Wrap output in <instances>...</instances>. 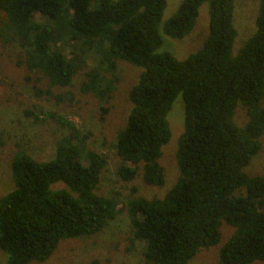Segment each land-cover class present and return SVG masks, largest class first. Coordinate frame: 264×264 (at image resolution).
I'll list each match as a JSON object with an SVG mask.
<instances>
[{
  "label": "trees",
  "instance_id": "1",
  "mask_svg": "<svg viewBox=\"0 0 264 264\" xmlns=\"http://www.w3.org/2000/svg\"><path fill=\"white\" fill-rule=\"evenodd\" d=\"M203 2L206 36L176 59L157 50L164 0H0V42L18 45L17 63L38 73L36 80L63 87L82 70L79 91L106 101L117 60L141 68L127 90L130 107L113 144L121 180L138 176L145 185H163L158 159L169 138L166 113L177 94L182 100L174 181L160 197L136 196L120 207L96 192L105 156L86 148L87 134L72 122L47 112L66 130L54 141L53 157L36 161L18 147L9 161L13 188L0 197L6 264L45 261L60 240L94 235L122 210L128 248L141 243L146 264H187L217 244L222 222L232 230L217 249L219 264L264 261V175L243 170L264 131V0H258L254 31L234 56L233 0H180L161 33L174 39L187 34ZM237 103L246 117L238 125ZM22 113L38 120V113ZM55 182L61 187L50 186Z\"/></svg>",
  "mask_w": 264,
  "mask_h": 264
},
{
  "label": "rangeland",
  "instance_id": "2",
  "mask_svg": "<svg viewBox=\"0 0 264 264\" xmlns=\"http://www.w3.org/2000/svg\"><path fill=\"white\" fill-rule=\"evenodd\" d=\"M114 1V0H112ZM180 0H164V6L158 23L162 43L157 50L169 52L176 59H183L194 52L207 33V3H201L191 30L179 39L170 38L161 33V24L176 10ZM258 0H233L231 23L235 36L230 47V56H234L243 42L254 31ZM22 51L14 42H0V197L13 188L9 161L18 147L36 161L53 157L54 141L66 130L60 128L52 118L46 115L53 112L64 117L80 131L87 134L85 146L103 154L106 163L99 174L96 192L113 197L120 207L126 200L136 197L161 196L174 181L177 171L174 150L178 135L182 131V100L177 94L166 113L169 138L161 146L158 162L163 167L164 183L160 187L145 185L138 176L131 180H121L116 175L119 163L115 155L114 141L116 131L124 125L130 107L127 90L136 79L141 68L124 60L116 61L114 87L106 101H100L91 93H82L78 85L83 79L82 70L77 71L67 86H50L39 74L28 72L23 64ZM91 66L92 61L87 60ZM108 76V73H103ZM39 91V93H38ZM46 91H49L47 94ZM37 92L38 94H36ZM60 96L56 101L55 96ZM240 104H236L233 119L240 124L246 117ZM101 107L107 111L100 113ZM23 110L38 113V120L23 115ZM40 111V112H39ZM102 115V118H100ZM233 120V121H234ZM260 149L251 157L243 169L247 174L264 175V131L259 137ZM126 166H131L125 162ZM61 182L50 186L61 187ZM231 227L220 225V238L217 244L198 251L187 264H219L217 249L231 233ZM129 223L125 212H118L104 227L94 235L80 236L60 240L51 255L42 262L29 264H146L141 256V243L134 242V248H128ZM0 264L5 263V254L0 251ZM250 264H264L254 260Z\"/></svg>",
  "mask_w": 264,
  "mask_h": 264
}]
</instances>
